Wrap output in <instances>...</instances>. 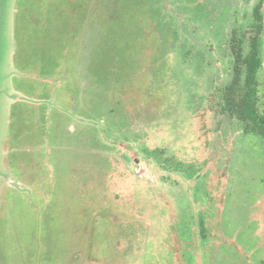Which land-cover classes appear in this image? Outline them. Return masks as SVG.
Masks as SVG:
<instances>
[{"label": "rangeland", "instance_id": "1", "mask_svg": "<svg viewBox=\"0 0 264 264\" xmlns=\"http://www.w3.org/2000/svg\"><path fill=\"white\" fill-rule=\"evenodd\" d=\"M259 34L264 118V0H0V264H264Z\"/></svg>", "mask_w": 264, "mask_h": 264}, {"label": "trees", "instance_id": "2", "mask_svg": "<svg viewBox=\"0 0 264 264\" xmlns=\"http://www.w3.org/2000/svg\"><path fill=\"white\" fill-rule=\"evenodd\" d=\"M261 17L263 16L261 15L260 18ZM260 34H262V31L260 32ZM260 50H261V35L256 36L252 46L250 59L248 60L249 63L247 66L248 72L246 79L247 90L245 91V94L240 99L238 105L234 104L235 100H233L234 98L233 91H231L229 94L226 93V98H227V105L230 108L239 106L242 109L244 117L250 119L256 127H259L261 129L259 130V133L264 134V118H262V116L259 115L256 106V95H257L256 77L259 67L261 66Z\"/></svg>", "mask_w": 264, "mask_h": 264}]
</instances>
